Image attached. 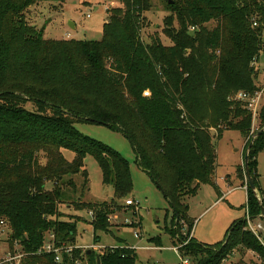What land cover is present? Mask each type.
I'll return each mask as SVG.
<instances>
[{"label":"trees","instance_id":"obj_1","mask_svg":"<svg viewBox=\"0 0 264 264\" xmlns=\"http://www.w3.org/2000/svg\"><path fill=\"white\" fill-rule=\"evenodd\" d=\"M42 1L0 0V221L11 231L7 245L12 248L17 240L27 253L22 264L82 259L78 248L71 255L63 252L60 263L36 250L50 232L57 245L74 244L76 222L61 219L65 191L58 181L81 174L86 182L87 155L117 197L131 190L128 161L83 135L77 122L102 124L128 139L138 167L165 193L172 222L167 232L177 239L182 261L223 264L246 250L257 255L253 264H264V246L245 229L244 217L231 223L223 240L209 245L189 237L193 221L186 204L202 184L217 189L212 130L218 138L224 130L239 131L244 154L251 144L249 171L261 191L257 156L264 151V130L252 141L251 113L231 97L261 88L255 65L264 50V0H163L169 14L162 33L169 45L158 36L141 38L151 0H119V7L107 9L100 40L45 39L43 29L26 20L28 9ZM210 22L214 25L207 27ZM257 120L256 133L264 128V99ZM64 150L73 153L71 160ZM236 174L245 180L243 165ZM246 196L245 206L256 219L258 199L248 187ZM117 200L75 202L94 209L95 241L97 231H110L109 215L132 206ZM148 240L159 244L158 236ZM87 251L83 264H96V256L100 264H136V252L126 242Z\"/></svg>","mask_w":264,"mask_h":264},{"label":"rangeland","instance_id":"obj_2","mask_svg":"<svg viewBox=\"0 0 264 264\" xmlns=\"http://www.w3.org/2000/svg\"><path fill=\"white\" fill-rule=\"evenodd\" d=\"M151 3V11L145 13L147 24L141 31V38L147 42L151 37L158 36L164 44L169 45V39L162 33L163 18L169 12L165 9L163 0H151ZM119 6V0H62L60 2L46 0L32 5L26 12V20L37 28H42L45 39L100 40L103 24L108 18L107 9ZM213 25L214 23L210 22L207 27ZM262 39L264 43V30ZM255 67L258 69V78H260L258 85L263 86L264 52L260 55ZM257 123L256 119L254 128L258 126ZM75 127L83 135L110 146L128 161L132 185L125 198L117 197L112 185L102 182L100 168L90 155L84 158V169L87 171L86 182L83 181L81 174L65 176L58 181L65 191L64 199L59 205L61 219L76 222L75 242L71 246L73 249L78 248L82 259H75L74 262L85 263L86 250L92 249L94 253H98L107 247H116L126 242L135 249L136 264H184L182 258H185L181 257L177 239L167 232L172 223L167 199L147 174L138 167L136 152L128 139L120 131L112 130L102 124L77 122ZM211 138L216 150V169L213 180L219 188L202 184L195 195L186 199L187 214L193 221V235L199 242L209 245L223 240L231 223L245 216L246 202L245 189L236 175V167L242 163L244 138L239 131L230 129L224 130L219 138L215 130H212ZM63 153L67 160L73 158L71 151L64 150ZM257 161L261 187L258 194L264 200V151L258 153ZM41 162L44 163V160ZM46 185L48 188L52 186L50 182H46ZM218 191L223 193L220 199H218ZM116 199L122 204L126 199H131L133 205L124 206L115 215H109L110 231H97L98 241H95L90 224L94 209L90 208L91 211H88L84 207H77L75 202H109ZM186 227L182 224L180 229L184 234ZM10 233L8 224L4 222L0 226V253L8 249L7 239ZM156 236L159 237V244L148 240ZM187 258L186 264H191L192 258ZM242 263H258V257L252 251L241 250L240 253L235 252L223 262V264Z\"/></svg>","mask_w":264,"mask_h":264},{"label":"built area","instance_id":"obj_3","mask_svg":"<svg viewBox=\"0 0 264 264\" xmlns=\"http://www.w3.org/2000/svg\"><path fill=\"white\" fill-rule=\"evenodd\" d=\"M88 16V15H87ZM255 24V23H254ZM264 86H261L260 90L255 91L253 94H249L244 91L236 92L231 99L240 101L243 103L245 108L251 113L252 117V130H251V138H254L256 133V128H254V121L257 119L261 105L263 103L264 95ZM247 185H245V188ZM124 205H133V201L131 199H126L124 201ZM244 219L246 221L245 229L250 231L257 240L264 246L263 236H264V223L262 220L252 219L250 217L247 206H245V216ZM4 224V221H0V226ZM135 236H139L135 234ZM191 237V236H190ZM8 246V245H7ZM73 250L72 246L66 247L63 245H57L56 238L53 232L47 233L45 236V240L40 248L36 250L37 254L46 253L53 254L54 261L56 263L62 262V253L65 252L68 255H71ZM27 253L21 248L19 241L15 240L13 242V247L8 249L2 253H0V264H22L23 259L26 257ZM184 264L187 263V260L182 261ZM75 264H78L77 262Z\"/></svg>","mask_w":264,"mask_h":264},{"label":"water","instance_id":"obj_4","mask_svg":"<svg viewBox=\"0 0 264 264\" xmlns=\"http://www.w3.org/2000/svg\"><path fill=\"white\" fill-rule=\"evenodd\" d=\"M71 26H73L72 23H71ZM263 130H264V128H262L257 133H255L254 138L257 135H259ZM253 139H252V141H253ZM250 145H249V147H250ZM249 147L247 148V150H246V152L244 154V157H243V164L242 165H243V170H244V177H245V181H246L247 187L253 192V194L258 199L259 206H260V213H259L258 218L259 219H264V205H263V202H262V198L258 194L257 188H256V186L254 184V181H253L252 176H251L250 171H249V166H248V150H249ZM157 187L159 188V185H157ZM161 192L165 196V193L163 191H161ZM89 253H90V250L87 251V254H89ZM95 262H96V264H100V258H99V256H96Z\"/></svg>","mask_w":264,"mask_h":264},{"label":"crops","instance_id":"obj_5","mask_svg":"<svg viewBox=\"0 0 264 264\" xmlns=\"http://www.w3.org/2000/svg\"><path fill=\"white\" fill-rule=\"evenodd\" d=\"M263 53V52H262ZM263 81V80H262ZM263 86H264V82H263ZM257 125H258V123H257ZM253 126H254V124H253ZM258 127V126H257ZM257 127H256V129H257ZM244 145H245V140H243V152H242V163L241 164H239L238 166H241L242 164H243V157H244ZM257 167H258V161H257ZM237 175V174H236ZM239 179V178H238ZM225 180V179H224ZM240 180V179H239ZM214 181V180H213ZM226 181H227V179H226ZM215 182V181H214ZM242 182H243V185H242ZM257 182H258V185H259V179H258V172H257ZM215 184H216V182H215ZM240 184H241V186L245 189V196H246V188H245V185H246V181L245 180H240ZM216 186H217V188H219L218 187V185L216 184ZM259 188H261L260 187V185H259ZM258 191V190H257ZM223 196V193L221 194L220 192H219V195H218V199H220L221 197ZM217 199V200H218ZM246 200H247V196H246ZM264 201V200H263ZM246 203V202H245ZM256 220H262V219H256ZM262 222L264 223V221L262 220ZM190 236H192L193 238H195L194 237V235H193V229H192V232H191V235ZM203 243H205V242H203ZM129 247H131V246H129ZM135 250V249H134Z\"/></svg>","mask_w":264,"mask_h":264}]
</instances>
